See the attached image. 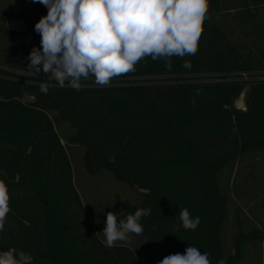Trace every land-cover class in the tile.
<instances>
[{
  "label": "trees",
  "instance_id": "16d2710c",
  "mask_svg": "<svg viewBox=\"0 0 264 264\" xmlns=\"http://www.w3.org/2000/svg\"><path fill=\"white\" fill-rule=\"evenodd\" d=\"M230 10L226 0H208L196 54L168 58L171 70L146 56L109 86L82 77L77 91L27 67L48 8L0 0V180L11 209L0 252L14 247L32 264H144L131 247H108L98 236L74 182L73 147L89 175L108 172L139 196L132 203L115 195L117 219L151 208L139 221L143 232L131 234L166 255L190 245L209 253L210 264H241L247 243L264 244V225L244 231L240 220L232 247L223 237L230 195L221 175L264 152V0H239L235 26L212 21ZM15 20L23 29L10 27ZM244 89L241 110L234 104ZM63 122L71 133L61 135ZM180 209L200 218L195 230L178 227Z\"/></svg>",
  "mask_w": 264,
  "mask_h": 264
},
{
  "label": "clouds",
  "instance_id": "9594fccd",
  "mask_svg": "<svg viewBox=\"0 0 264 264\" xmlns=\"http://www.w3.org/2000/svg\"><path fill=\"white\" fill-rule=\"evenodd\" d=\"M48 8L46 16L35 24L41 35V48L33 47L27 66L37 75L41 70L65 86L80 90L81 78L93 75L98 86H109L114 77L136 70V64L146 56L153 61L195 55L208 11V0H33ZM42 66V68H41ZM184 68H191L185 61ZM47 94L49 85L41 84ZM195 102V101H193ZM9 191L0 180V231L10 212ZM121 213L109 212L103 233L106 246L123 241L127 234H141L142 217L151 208L137 209L118 223ZM185 230H195L200 218L187 209L179 210ZM209 253L188 246L183 253L166 255L159 264H210ZM33 257L22 250L9 248L0 252V264H32ZM218 264H225L221 259Z\"/></svg>",
  "mask_w": 264,
  "mask_h": 264
},
{
  "label": "rangeland",
  "instance_id": "374dc122",
  "mask_svg": "<svg viewBox=\"0 0 264 264\" xmlns=\"http://www.w3.org/2000/svg\"><path fill=\"white\" fill-rule=\"evenodd\" d=\"M226 5L231 8L229 12H223L213 18V22L227 26H235L234 15L239 9V0H226ZM13 29H23L20 20L10 21ZM240 31L237 30L236 40ZM61 135L72 132V128L66 122L58 127ZM72 160L74 182L80 193L87 211L91 215L96 226L98 236L103 242L106 237L103 230L106 225V216L114 212V197L118 193L127 202L137 203L139 196L135 190L117 182L110 173L103 172L97 176L89 175L82 162V149L73 147L69 149ZM221 182L230 195L228 219L223 227V237L227 249L232 247L233 240L238 231L237 221L240 220L244 231L264 225V152H255L242 157L234 166L223 171ZM118 223L121 221L117 219ZM115 244H125L131 247L141 258L144 264H159L166 253L161 248L148 245L144 240H139L129 233L123 241ZM246 254L241 264H263L264 244L247 243Z\"/></svg>",
  "mask_w": 264,
  "mask_h": 264
},
{
  "label": "water",
  "instance_id": "95a60500",
  "mask_svg": "<svg viewBox=\"0 0 264 264\" xmlns=\"http://www.w3.org/2000/svg\"><path fill=\"white\" fill-rule=\"evenodd\" d=\"M248 93H249V89H244L242 93L240 94L239 98L235 101L234 105L237 109H241V110L247 109L246 99H247Z\"/></svg>",
  "mask_w": 264,
  "mask_h": 264
}]
</instances>
